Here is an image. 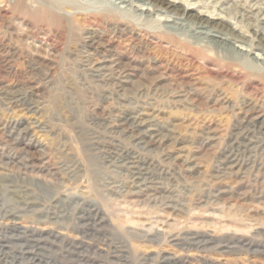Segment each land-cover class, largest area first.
<instances>
[{
  "label": "rangeland",
  "instance_id": "374dc122",
  "mask_svg": "<svg viewBox=\"0 0 264 264\" xmlns=\"http://www.w3.org/2000/svg\"><path fill=\"white\" fill-rule=\"evenodd\" d=\"M175 1L264 33V0ZM90 5L0 0V264H264V70L131 51Z\"/></svg>",
  "mask_w": 264,
  "mask_h": 264
},
{
  "label": "bare ground",
  "instance_id": "6f19581e",
  "mask_svg": "<svg viewBox=\"0 0 264 264\" xmlns=\"http://www.w3.org/2000/svg\"><path fill=\"white\" fill-rule=\"evenodd\" d=\"M27 1L28 5L29 2H34L36 7H43V10L46 11L44 12L45 15H48L54 20L53 23L60 27L65 26V24L63 14L58 13V10L64 8L73 10L74 14H71L73 19L76 15L86 18V12H82L81 9L88 8L91 2L92 4H100L97 6L99 9L96 10L97 12L89 14L95 18L108 19L109 21L104 20L106 24H103V19L96 20L104 27L107 24L116 27L121 24L126 25L124 29L119 31L117 29V31L121 38L125 36L124 40L129 43H126V45L128 44L131 51L136 50L135 45L140 48L138 43L145 44L144 42H148L155 45L156 49L166 43L167 45L183 46V49L187 52L183 55V58L188 61L198 58L209 63L217 62L228 68H237L238 71H243V73H246L245 70L257 68V66L264 70V58L257 57L258 55L251 52L254 49L264 55V33L258 32L256 29L252 30V28L247 29L248 27L243 24L245 31L250 34L246 36L247 33L241 30V27H234L230 21L231 18L235 19L234 10H225L223 11L225 17L214 19L210 15H202L197 11L188 9L190 3L181 5L177 4L175 0H14V5L26 8ZM142 6L147 7L143 8ZM16 9L18 10V8ZM19 9L21 8L19 7ZM252 11L250 9V13ZM153 14L163 15L164 18L162 21L159 19L154 20ZM124 16L136 17L135 23L129 21L130 19H124ZM71 19L68 20L70 31L73 25ZM248 20L250 19L248 18ZM155 22H158L159 25L152 27L151 30L145 28L147 24L153 25ZM243 31L245 34L242 33ZM71 33L73 32L71 31Z\"/></svg>",
  "mask_w": 264,
  "mask_h": 264
}]
</instances>
